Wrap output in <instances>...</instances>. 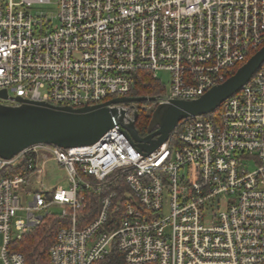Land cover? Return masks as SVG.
<instances>
[{
    "label": "built area",
    "instance_id": "2783aa9c",
    "mask_svg": "<svg viewBox=\"0 0 264 264\" xmlns=\"http://www.w3.org/2000/svg\"><path fill=\"white\" fill-rule=\"evenodd\" d=\"M263 43L264 0H0V103L97 105L128 96L135 71L169 74L168 91L144 109L194 99ZM114 106L128 124L135 105ZM216 110L180 120L148 154L115 124L91 145L36 144L0 157V264H25L11 240L51 213L68 225L50 264L101 262L112 246L124 264H264V62ZM50 160L67 187L43 185ZM22 161L20 175L5 174ZM118 179L124 199L109 191L78 226L84 192L98 195Z\"/></svg>",
    "mask_w": 264,
    "mask_h": 264
},
{
    "label": "water",
    "instance_id": "95a60500",
    "mask_svg": "<svg viewBox=\"0 0 264 264\" xmlns=\"http://www.w3.org/2000/svg\"><path fill=\"white\" fill-rule=\"evenodd\" d=\"M263 62L264 45L234 74L199 97L170 99L157 104L151 112L145 136H141L135 127L138 110L133 107L132 118L128 124L123 125L126 111L114 105L153 101L154 97H117L82 108L56 106L47 102L23 103L18 106L0 103V157L10 159L36 144L64 149L91 145L115 124L123 125L129 141L139 151L148 154L168 139L180 120L215 111L251 79ZM0 98H7L5 90L0 91Z\"/></svg>",
    "mask_w": 264,
    "mask_h": 264
},
{
    "label": "trees",
    "instance_id": "16d2710c",
    "mask_svg": "<svg viewBox=\"0 0 264 264\" xmlns=\"http://www.w3.org/2000/svg\"><path fill=\"white\" fill-rule=\"evenodd\" d=\"M263 45L264 43L260 47H262ZM257 50L252 51L249 54L248 58L253 55ZM242 64L243 63L238 64L237 66H234L229 69L226 75V79L232 74H234V72ZM133 79L134 84L131 91L128 93V96L154 97L163 94L166 90L161 80L153 77L148 72L135 71L133 72ZM131 104H134L138 110V117L135 121V127L141 136H145L147 134V126L151 118V112L156 106H153L150 109H144L143 106L148 104L147 101L135 102ZM216 113L217 110L204 117L211 118L214 117ZM24 166L25 164L22 161L20 164H17L13 168H9L5 172V174L10 175L11 177L18 176L23 172ZM121 180L122 179H118L105 189H102L100 194L98 195L93 194V192L91 191L84 192L87 200V206L78 214V226L81 227L84 224L89 223L96 217L99 205V198L108 193L109 191H117L119 202L124 199V194L125 192H127V190L121 184ZM121 207V204L118 206H113L111 219L114 224L110 225L109 230L113 229L117 225V221L121 213ZM67 225L68 220L66 218L61 217L57 213L47 214L43 217V219L37 226L30 229L28 233L23 234L20 239L13 238L10 242L9 248L11 251H15L22 254L25 258V264H50L48 250L50 246L54 243L59 228ZM94 264L124 263L119 252L114 246H112L110 249V253L107 255V257L101 262H97Z\"/></svg>",
    "mask_w": 264,
    "mask_h": 264
},
{
    "label": "rangeland",
    "instance_id": "374dc122",
    "mask_svg": "<svg viewBox=\"0 0 264 264\" xmlns=\"http://www.w3.org/2000/svg\"><path fill=\"white\" fill-rule=\"evenodd\" d=\"M51 12H53V13L56 12L55 7H53V6L51 7ZM55 23H57L56 20H55ZM160 76H161V82L164 84L166 91H168V89H169V74L167 72H160L159 77ZM128 97H138V96H128ZM132 103H135V102H132ZM129 104H131V103H129ZM132 105H134V104H132ZM147 112H149V111H147ZM246 164L250 170L255 169V167L257 166L256 160L254 158H251L249 161H247ZM43 185H45L49 188H54L58 185H62L63 187H67L65 171L63 170L62 167L57 165L52 160L48 161L45 164V169H44V174H43ZM57 211H59V210H57ZM19 217L25 218V214L19 213V214H17L15 219H18ZM28 232H25V233H28ZM25 233H23V234H25ZM23 234H21L20 237H18L17 239H20ZM2 241H3L2 235L0 233V248L2 245Z\"/></svg>",
    "mask_w": 264,
    "mask_h": 264
},
{
    "label": "bare ground",
    "instance_id": "6f19581e",
    "mask_svg": "<svg viewBox=\"0 0 264 264\" xmlns=\"http://www.w3.org/2000/svg\"><path fill=\"white\" fill-rule=\"evenodd\" d=\"M99 206V205H98ZM55 242V241H54ZM48 254H49V250H48Z\"/></svg>",
    "mask_w": 264,
    "mask_h": 264
}]
</instances>
